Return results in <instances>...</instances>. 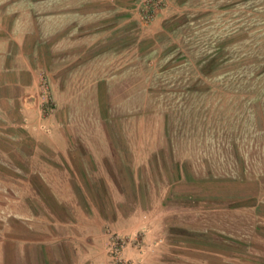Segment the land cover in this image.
I'll return each instance as SVG.
<instances>
[{
    "label": "crops",
    "instance_id": "1",
    "mask_svg": "<svg viewBox=\"0 0 264 264\" xmlns=\"http://www.w3.org/2000/svg\"><path fill=\"white\" fill-rule=\"evenodd\" d=\"M182 1L0 0V264H264L260 121L219 129L209 147H181L167 124L151 140L144 130L135 145L139 166L159 170L156 204L123 194L113 130L131 113L110 116L115 72L84 49L139 14L162 30ZM120 144L129 160L133 142Z\"/></svg>",
    "mask_w": 264,
    "mask_h": 264
},
{
    "label": "rangeland",
    "instance_id": "2",
    "mask_svg": "<svg viewBox=\"0 0 264 264\" xmlns=\"http://www.w3.org/2000/svg\"><path fill=\"white\" fill-rule=\"evenodd\" d=\"M182 4L184 8L174 9L179 14L171 16L162 30L148 31L151 15L139 14L114 32L101 33L96 49H84L83 57L100 54L99 69L115 72L107 80L111 89L107 107L115 105L108 114L115 118L131 113L121 123L120 133L113 130L117 148L123 147L124 137L133 142L126 153L130 159L114 145L112 155L126 200L135 197L141 207L156 204L155 192L148 189L158 170L154 160L149 166H139L135 143L143 138L144 130L151 140L167 124L170 131L179 130L181 147L187 143L209 147L223 141L216 134L221 128L233 127L235 133L234 127L252 119L264 126V0H183ZM83 34L85 40L90 35ZM107 49L109 62L103 55ZM143 120L147 126L142 128ZM109 131L107 127L108 135ZM260 142L264 145L263 137ZM260 153L252 161L253 168L264 171L261 147ZM129 169L135 174L133 188L127 178ZM98 194L99 208L110 216L108 197Z\"/></svg>",
    "mask_w": 264,
    "mask_h": 264
},
{
    "label": "trees",
    "instance_id": "3",
    "mask_svg": "<svg viewBox=\"0 0 264 264\" xmlns=\"http://www.w3.org/2000/svg\"><path fill=\"white\" fill-rule=\"evenodd\" d=\"M99 210H101L100 208H98ZM102 211V210H101Z\"/></svg>",
    "mask_w": 264,
    "mask_h": 264
}]
</instances>
